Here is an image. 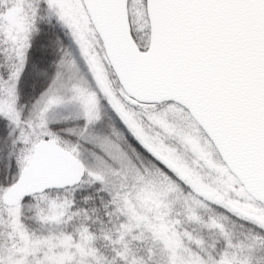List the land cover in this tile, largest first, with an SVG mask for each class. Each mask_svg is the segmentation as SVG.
<instances>
[{
  "label": "snow or ice",
  "instance_id": "1",
  "mask_svg": "<svg viewBox=\"0 0 264 264\" xmlns=\"http://www.w3.org/2000/svg\"><path fill=\"white\" fill-rule=\"evenodd\" d=\"M119 2L135 50L127 54L123 83L116 71L109 74L114 87L123 89L138 104L156 105V111L173 104L178 111L169 114L170 120L179 122L184 115L191 119L193 113L198 114L203 125L213 130L220 151L241 172L249 177L257 170L264 173V0ZM114 6L115 0H79V7L85 12L91 9L101 22ZM40 8L48 9L49 22L41 25L34 38L27 34L26 47L18 46L0 28V217H7V210L14 209L27 229L25 211L35 213L37 206L45 207L48 201H65L66 214L72 215V220L62 217L52 224L62 231L71 225L74 240L86 237L89 244H94L96 234L88 235L92 229L81 227L83 222L76 221L102 209V198L112 199L110 177L90 173H95L97 166L120 168L117 149L136 168L142 161L151 160L185 192L192 189L133 135L120 105L101 93L95 81L91 91L79 86L74 78L80 72L76 54L62 50L54 54L48 37L37 43V37L45 34V27L54 29L60 37L66 36L68 27L57 0H39L37 12ZM137 11L147 21L143 28L138 26ZM153 28L157 33L155 43L151 40ZM106 34L119 52V26L113 22ZM70 43L76 44L79 54L77 42ZM33 55L37 56L32 63L33 73L44 81L35 96L20 87L25 65ZM80 59L86 57L80 55ZM58 81L63 87L53 94ZM115 95L128 107H138L124 101L120 91ZM146 96L151 98L141 99ZM104 111L112 117V126L105 123ZM118 133H123V140ZM58 166L70 168L72 174L52 176L39 185L26 183L34 169ZM6 193L13 204L6 201ZM204 203L206 209H195L198 219L185 217V225L199 226V234L192 228L187 230L200 239L204 233L218 234L214 247L204 245L208 252L205 260L211 257L208 264L218 261L221 253L233 252V264H264V222L240 215L214 200ZM249 203L264 207V198L253 197ZM112 207L113 204L108 205L109 209ZM210 216L224 225V234L212 224ZM238 224L244 225L242 233L236 231ZM100 238H104L103 233ZM113 247L115 264L123 259V253L118 246ZM190 247L196 249V244L190 243ZM0 264L6 261L0 260ZM95 264L103 262L97 260Z\"/></svg>",
  "mask_w": 264,
  "mask_h": 264
},
{
  "label": "rangeland",
  "instance_id": "2",
  "mask_svg": "<svg viewBox=\"0 0 264 264\" xmlns=\"http://www.w3.org/2000/svg\"><path fill=\"white\" fill-rule=\"evenodd\" d=\"M57 4L68 26L66 36L60 37L54 29L45 27V34L37 37V43L48 37L54 54H59L61 50L76 54L80 72L74 78L79 86L91 91L92 82L95 81L101 93L109 95L111 101L120 105L133 135L192 191L185 192L151 160L142 161L140 168H136L117 149V156L122 161L120 168L97 166L96 172L90 173H103L110 177L112 199L102 198V209L94 211L91 217L80 216L76 221L83 222L81 227L87 225L92 229L88 235L96 234L94 244H89L86 237L78 236L74 240L71 225L67 231L53 225V221L59 222L62 217L68 221L73 217L66 214L65 201H48L45 207L37 206L35 213L25 211L24 225H27V229L21 225L18 212L14 209L7 210V217H0V260L6 261V264H95L97 260L103 264H113L116 251L113 245H116L123 253V259L115 264H208L211 257L205 260L208 252L204 245L214 247L218 234L204 233L203 239L199 235L193 236L187 228L199 234V226H186L185 217L198 219L195 209H206L204 200H214L240 215L264 222V207L249 203L251 196L246 191L243 193L238 181L220 161L206 134L187 115L181 117L179 122L168 119L170 113L178 111L173 104L161 111L155 110L156 105L138 104L137 108L125 105L115 95L116 91H120L124 101L137 104L123 89L114 87L115 81L109 79L113 69L88 13L79 7V0H57ZM13 7V17L7 20L4 14ZM37 7L39 0H0V28L18 46L26 47L31 26H38L31 34L35 37L41 31V25L49 22L48 9L40 8L37 12ZM137 18L140 21L138 26L145 27L147 21L143 20L139 11ZM70 41L77 42L81 50L79 54L76 53V44ZM80 55L86 59L81 60ZM106 64L110 67L106 68ZM25 72H28L26 66L22 76ZM28 78L20 87L23 92L35 96L44 87V81L34 73ZM62 87L63 83L58 81L53 94ZM92 94L95 95L94 92ZM104 119L107 125H113L114 121L107 111H104ZM76 131L79 133L78 129ZM118 138L123 140V133H118ZM132 152L140 159L134 149ZM109 204L114 207L109 209ZM209 220L224 234V225L211 216ZM243 228V224H238L236 231L242 233ZM231 231L229 228L228 232ZM101 233L103 239L100 238ZM190 243L196 244V249L190 247ZM234 259L235 252L221 253L214 264L233 263Z\"/></svg>",
  "mask_w": 264,
  "mask_h": 264
},
{
  "label": "water",
  "instance_id": "3",
  "mask_svg": "<svg viewBox=\"0 0 264 264\" xmlns=\"http://www.w3.org/2000/svg\"><path fill=\"white\" fill-rule=\"evenodd\" d=\"M14 7L12 8V10ZM89 17L92 21V23L95 26V29L100 36L106 55L111 63V66L114 71L117 72V74L121 78V82L123 83V74L122 69L124 65L127 62V54L131 53L135 50V45L132 43L131 39L128 37L127 32V25L124 23V9L122 3L119 2V0H115V6L112 9L111 13L107 15L103 22L99 21L95 13L89 9L88 10ZM11 13L9 14V18L11 17ZM113 22H115L119 26V32H120V42H121V50L117 52L111 41L109 40L107 36V29L108 26L111 25ZM157 39V33L155 31V28H153L151 40L153 43H155ZM125 87H127L125 85ZM151 97H141V99H150ZM193 116L197 121L200 123L204 131L206 132L209 139L212 141L213 145H216V149L223 157L226 164L229 166L230 170L239 178V181L244 186L246 191L251 194L254 197H262L264 198V173H261L259 170L256 171L255 175L253 177H249L246 175V173L241 172L239 168L236 167V165L228 159L226 155L223 154L222 151L219 149V145L216 142V137L214 135V132L211 128L206 127L203 125L202 118L196 114L193 113ZM70 156V154H69ZM71 159H74V157H70ZM72 174V170L70 168H64V167H56L54 169H34L32 176L26 181V183L31 185H39L42 182L48 181V179L52 176L57 177H67ZM16 185H13V188H16ZM6 201L9 204H13V200L8 197V194H5ZM226 264H233V263H226Z\"/></svg>",
  "mask_w": 264,
  "mask_h": 264
},
{
  "label": "bare ground",
  "instance_id": "4",
  "mask_svg": "<svg viewBox=\"0 0 264 264\" xmlns=\"http://www.w3.org/2000/svg\"><path fill=\"white\" fill-rule=\"evenodd\" d=\"M38 29V26L37 25H35V26H31V31H30V34H32V33H34L36 30ZM33 38H34V36H33ZM37 60V57H35V56H32L30 59H29V61L26 63V69L28 68V72L26 73H24L23 74V76H24V79H29L28 77L29 76H31L32 74H33V70H32V63H33V61H36ZM23 76L21 75V82H20V84H23L24 83V79H23ZM117 158L119 159V161L122 163V161H121V158L119 157V156H117Z\"/></svg>",
  "mask_w": 264,
  "mask_h": 264
}]
</instances>
